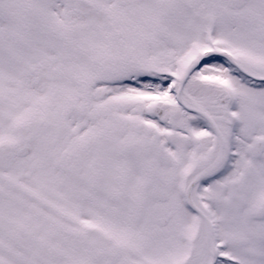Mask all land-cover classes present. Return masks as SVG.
<instances>
[{"label":"snow or ice","instance_id":"obj_1","mask_svg":"<svg viewBox=\"0 0 264 264\" xmlns=\"http://www.w3.org/2000/svg\"><path fill=\"white\" fill-rule=\"evenodd\" d=\"M0 264H264V0H0Z\"/></svg>","mask_w":264,"mask_h":264}]
</instances>
